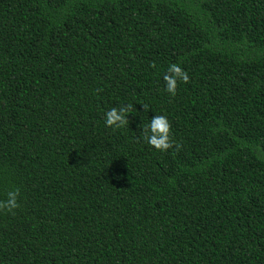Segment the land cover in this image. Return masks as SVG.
I'll list each match as a JSON object with an SVG mask.
<instances>
[{
    "label": "trees",
    "instance_id": "trees-1",
    "mask_svg": "<svg viewBox=\"0 0 264 264\" xmlns=\"http://www.w3.org/2000/svg\"><path fill=\"white\" fill-rule=\"evenodd\" d=\"M10 191L0 264H264V0H0Z\"/></svg>",
    "mask_w": 264,
    "mask_h": 264
},
{
    "label": "clouds",
    "instance_id": "clouds-1",
    "mask_svg": "<svg viewBox=\"0 0 264 264\" xmlns=\"http://www.w3.org/2000/svg\"><path fill=\"white\" fill-rule=\"evenodd\" d=\"M167 71L170 75L163 76L165 91L169 95L174 96L176 94V81L187 82L188 77L177 65H171ZM142 108L147 111V105H143ZM132 110L133 105L131 103H128L126 108L121 106L119 111L115 108H110L104 114L105 126L113 130L124 127L128 123L127 117L131 115ZM141 132L147 145L157 152H166L173 146L170 123L164 115H153L147 125L142 127ZM17 207V192L15 191H10L7 194V199L0 201V209L7 210L9 213L13 212Z\"/></svg>",
    "mask_w": 264,
    "mask_h": 264
}]
</instances>
